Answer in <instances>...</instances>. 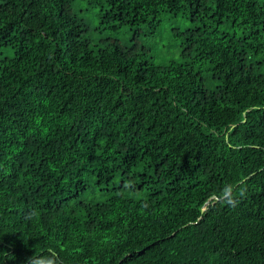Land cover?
<instances>
[{
    "label": "trees",
    "instance_id": "trees-1",
    "mask_svg": "<svg viewBox=\"0 0 264 264\" xmlns=\"http://www.w3.org/2000/svg\"><path fill=\"white\" fill-rule=\"evenodd\" d=\"M76 1L0 0V264H264V0Z\"/></svg>",
    "mask_w": 264,
    "mask_h": 264
},
{
    "label": "rangeland",
    "instance_id": "rangeland-1",
    "mask_svg": "<svg viewBox=\"0 0 264 264\" xmlns=\"http://www.w3.org/2000/svg\"><path fill=\"white\" fill-rule=\"evenodd\" d=\"M73 7V13L85 24L89 30L87 39L94 45L103 41H116L123 47H129L133 43L140 51H147L151 61L158 66L166 65L171 59L179 55L183 40L176 38L177 33H183L191 29V25L184 17L164 15L155 30L149 27L138 29H122L118 33L100 32V9L88 3L87 0H77ZM7 58L13 57L12 52H4ZM1 56V54H0ZM85 200H92L86 196Z\"/></svg>",
    "mask_w": 264,
    "mask_h": 264
}]
</instances>
